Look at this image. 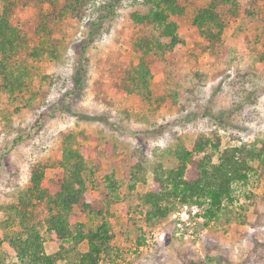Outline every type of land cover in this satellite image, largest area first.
<instances>
[{
    "label": "rangeland",
    "instance_id": "1",
    "mask_svg": "<svg viewBox=\"0 0 264 264\" xmlns=\"http://www.w3.org/2000/svg\"><path fill=\"white\" fill-rule=\"evenodd\" d=\"M57 1L62 5L63 0ZM146 1L87 0L80 18L65 20L60 32L51 36L56 56L29 60L23 93L9 98L0 89V225L5 205L27 187L30 164L55 157L62 134H72L73 146L92 170L87 192L93 209L102 212L113 233L114 262L104 259L100 264H264V165L259 162L251 163L255 172L245 186L237 187V201L217 221L205 224L188 211L195 224L186 239L176 236L172 219L179 208L149 225L147 208L139 200L153 186V169L176 167L172 152L179 146L191 150L200 134L216 133L222 149L253 141L262 146L264 41L259 35L264 33V21L240 19L233 24L218 58L194 51L197 33L183 25L179 36L184 49L174 57L167 55V64L150 66L149 96L137 92L125 96L114 90L107 95L110 105L96 103L92 87L99 59L113 55L123 68L137 63V54L125 42L131 34L130 15L145 14ZM197 1L205 5L209 0ZM49 10L47 4L28 6L17 19L40 24L37 13L45 16ZM81 74L84 83L78 90L74 82ZM61 172L48 168L45 178ZM106 176L115 183L113 193ZM74 214V221L87 228L101 220L77 207ZM43 238L47 254L58 250L55 238L48 234ZM78 249L85 252L86 243ZM3 260L15 261L5 242L0 244Z\"/></svg>",
    "mask_w": 264,
    "mask_h": 264
},
{
    "label": "trees",
    "instance_id": "2",
    "mask_svg": "<svg viewBox=\"0 0 264 264\" xmlns=\"http://www.w3.org/2000/svg\"><path fill=\"white\" fill-rule=\"evenodd\" d=\"M0 3V89L11 98L17 93L21 95L26 87L29 60L37 61L46 54L56 56L57 46L51 36L60 32L65 20L79 19L87 0H63L62 5L57 0H0ZM45 4L50 10L45 16L37 13L40 24L18 22V12ZM146 5L145 14L130 15L131 34L125 42L137 54V63L123 68L116 64L113 55L99 59L98 77L92 87L96 103L110 105L107 95L114 90L125 96L134 92L149 96L150 66L156 62L167 64V55L174 57L176 51L184 49L185 42L179 36L183 25L197 33L194 51L218 58L224 54V36L233 24L240 19L264 21V0H209L205 5L197 0H147ZM48 24L54 27L49 28ZM259 37L264 41V33ZM84 62L87 60L81 62L82 73ZM83 79L81 74L74 82L78 90ZM73 141L72 134H62L59 154L30 164L27 187L14 202L5 205L0 244L7 243L15 255V261L6 264H100L104 259L114 262L111 227L102 212L94 211L87 192L88 174L92 170ZM258 143L245 142L222 149L221 138L212 133L198 135L191 150L177 147L172 152L177 166L154 168L153 186L139 196L147 208L146 223L165 219L184 206L201 209L195 216L205 224L230 212L228 207L237 201V187L245 186L255 172L251 163L264 165V143L261 147ZM51 167L61 168L62 172L46 180L45 171ZM106 177L107 188L113 193L112 176ZM114 197L118 199L116 194ZM75 207L101 220L87 228L74 221ZM47 234L58 245L52 254L44 249L43 237ZM82 243L87 245L85 252L78 249ZM0 264H5L4 260Z\"/></svg>",
    "mask_w": 264,
    "mask_h": 264
},
{
    "label": "built area",
    "instance_id": "3",
    "mask_svg": "<svg viewBox=\"0 0 264 264\" xmlns=\"http://www.w3.org/2000/svg\"><path fill=\"white\" fill-rule=\"evenodd\" d=\"M189 210L191 211V216H195L198 213L197 208L188 209L187 206H184L180 209V211L172 215V219L175 220L176 236H183L184 239H186L192 233V229L189 227L195 224H192V222L190 221L191 216L188 214ZM199 219L202 220V218L200 217Z\"/></svg>",
    "mask_w": 264,
    "mask_h": 264
}]
</instances>
